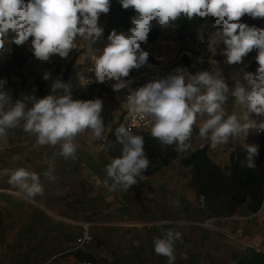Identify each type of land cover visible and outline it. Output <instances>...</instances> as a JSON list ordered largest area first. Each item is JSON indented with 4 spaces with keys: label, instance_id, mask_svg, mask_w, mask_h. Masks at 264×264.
I'll list each match as a JSON object with an SVG mask.
<instances>
[{
    "label": "rangeland",
    "instance_id": "rangeland-1",
    "mask_svg": "<svg viewBox=\"0 0 264 264\" xmlns=\"http://www.w3.org/2000/svg\"><path fill=\"white\" fill-rule=\"evenodd\" d=\"M106 19L107 14H101L98 20L103 30ZM241 20L250 26L248 15ZM212 23L214 19L199 26L194 41H177L172 27L161 29L153 22L147 43L141 47L149 53L148 60L185 65L193 74L207 70L222 75L231 89L234 73L256 71L255 50L242 64L225 63L224 45L213 42L216 29L210 27ZM107 43L103 31L101 39L92 45L95 54L99 55ZM5 47L11 50L10 43ZM19 48L22 54L12 50L0 54V79L7 81L13 102L24 95L46 96L51 82L60 78L72 83L74 99L103 101L104 133L102 139H96L91 130L79 134L75 138V158L65 160L58 155L59 145L38 146L35 137L25 133L22 126L9 130L7 144L0 142V173L4 169L25 167L39 174L44 191L29 198L8 183L9 176L0 175V264H71L77 252L91 255L97 264H167L166 257L154 252L153 239L168 230L182 234V241L175 244V264H227L226 252L231 247L225 232L235 238L241 232V238H236L238 242L264 249V200L255 213L247 209L249 198L232 211L219 206L218 201L206 202L194 188L193 169L181 164L193 151L203 149L212 162L224 169L225 157L237 148L244 149L242 139L230 138L228 143L212 147L209 139L199 136L202 120L198 118L186 150H175L174 158L166 166L145 172L143 180L127 191L111 190L105 186L106 165L111 161L106 138L120 127L122 95L113 88L76 84L74 75L86 66L91 56L89 42L78 37L76 48L67 59L53 56L50 62L37 60L28 45ZM45 72L51 74L48 81L42 78ZM225 107L229 114L242 112L239 106L234 107L230 93ZM263 134L252 131L245 143L260 146ZM47 161L54 162L55 181L43 175L49 167ZM50 211L60 218L54 215L57 221H51ZM85 228L89 229L92 241L77 248L75 241ZM62 248L70 252L62 260L50 263L49 259Z\"/></svg>",
    "mask_w": 264,
    "mask_h": 264
},
{
    "label": "clouds",
    "instance_id": "clouds-1",
    "mask_svg": "<svg viewBox=\"0 0 264 264\" xmlns=\"http://www.w3.org/2000/svg\"><path fill=\"white\" fill-rule=\"evenodd\" d=\"M123 9H133L135 15L126 32L115 29L107 37L108 43L99 50L92 45L101 39L103 28L98 20L110 11L111 0H0V54L8 53L6 44L28 45L33 56L42 62H50L53 56L67 59L76 48L77 38L89 42V52L94 74L90 83L114 81V92L128 89L127 106L130 113L146 120L150 134L161 146L175 145L176 151H184L193 126L200 118L199 136L209 139L212 147L242 139L246 156L241 167L255 168L258 145L245 143L250 132H264V28L242 22L245 15L264 19V0H119ZM181 17L189 20L215 18L210 25L214 31V43L223 44L222 55L229 65L242 64L244 58L256 51V71H237L232 75L234 85L229 87L222 75L210 71H197L178 66L166 76L155 78L133 89L128 79L134 69L143 67L149 53L142 47L155 22L161 29L175 26ZM203 61H201L202 63ZM50 80L51 74L42 77ZM7 81L0 79V142L7 144L8 132L22 126L25 133L35 137L38 146L56 147L65 160L75 158V138L85 130H91L96 139H102L104 121L101 117L103 101L74 99L72 83L57 78L51 82L49 94L37 98L24 95L13 102ZM229 93L240 115L229 114L225 105ZM29 104L31 106H29ZM255 114V118L253 117ZM206 117V119H204ZM122 146L121 155L106 165L105 186L111 190L127 191L142 181L150 160L147 157L141 135L121 125L115 132ZM19 159V157H14ZM43 175L55 181L54 162ZM0 175L9 176L8 183L29 198L42 195L44 188L39 174L25 167L4 169ZM109 181L111 184L109 186ZM182 241V234L168 230L153 239L154 252L167 258V264H175V244ZM186 259V257H182Z\"/></svg>",
    "mask_w": 264,
    "mask_h": 264
},
{
    "label": "trees",
    "instance_id": "trees-1",
    "mask_svg": "<svg viewBox=\"0 0 264 264\" xmlns=\"http://www.w3.org/2000/svg\"><path fill=\"white\" fill-rule=\"evenodd\" d=\"M135 15L133 9H123L119 0H111L110 11L107 13V19L104 27L106 38L113 29L117 33L126 32L131 26V17ZM215 19L209 17L207 20L202 18L181 17L172 27L174 39L184 41L189 39L194 41L198 35L199 26L208 20ZM250 26L264 28V19H253L249 16ZM13 53L22 50L19 46L10 43ZM257 53L255 51V57ZM186 57V56H185ZM22 60V59H21ZM24 61L22 60V63ZM116 128L108 135L106 146L108 153L112 158L121 155V145L117 142L115 135ZM141 135L144 139V151L150 160V165L146 172L157 170L161 166H166L168 161L174 158L175 145L161 146V144L151 136L150 132H134ZM190 140L187 142L190 144ZM258 156L255 159L256 167L249 169L241 167V161L245 159V149L237 148L229 155L228 167L221 169L215 165L205 154L203 149H197L181 160L185 167L193 169L192 182L199 196L205 197L206 202L214 203L218 201L219 206H225L230 211L242 206L247 199V209L257 212L264 200V134L260 138ZM85 260L92 261L91 256H85Z\"/></svg>",
    "mask_w": 264,
    "mask_h": 264
},
{
    "label": "built area",
    "instance_id": "built-area-1",
    "mask_svg": "<svg viewBox=\"0 0 264 264\" xmlns=\"http://www.w3.org/2000/svg\"><path fill=\"white\" fill-rule=\"evenodd\" d=\"M184 55H187L188 53L184 52ZM93 60L90 56L89 62L86 64L85 67L82 68L80 72H78L76 75H74L75 82L80 87L85 86H94L99 88H105V89H111L112 83L114 81H106L105 83L101 84L98 82L90 83V80L92 77H94V74L89 71L90 68L93 67ZM180 66V65H178ZM178 66L173 65H166L161 63L157 60H148V62L141 67L140 69H134L130 72L128 79L132 80L131 87L133 89H136L138 87H141L148 83L149 81L155 79V78H162L166 76L168 73H170L172 70H174ZM188 69L189 72H191V69L188 66H182ZM192 73V72H191ZM123 91V111L122 116L120 120V126L123 125L126 128H131L132 132H150V126L147 123L146 120H140L137 117H134L127 106V96L129 95L128 89H122ZM107 140V138H106ZM105 140V141H106ZM105 143V142H104ZM236 238H241V232H238L236 234ZM92 237L88 233V228H85L83 233L76 239L75 243L77 248H80L82 246H87L91 243ZM79 264H96L92 261H82Z\"/></svg>",
    "mask_w": 264,
    "mask_h": 264
},
{
    "label": "crops",
    "instance_id": "crops-1",
    "mask_svg": "<svg viewBox=\"0 0 264 264\" xmlns=\"http://www.w3.org/2000/svg\"><path fill=\"white\" fill-rule=\"evenodd\" d=\"M122 95V101H123V91L120 90L118 91ZM256 145V144H255ZM259 148V146H258ZM215 165L218 166V164L213 162ZM229 165V156L225 157V162L222 164L223 167H228ZM6 191V190H4ZM50 213L53 215H49V219L51 221H57L55 216L57 214H54L53 212L50 211ZM55 215V216H54ZM56 217H59L58 215ZM60 218V217H59ZM89 230V229H88ZM226 237L230 239V242L228 243V246L231 247L230 252L227 251L226 255L229 258L227 261V264H264V249L260 247H256L250 243L247 242H238L236 238L225 232ZM244 243V244H243ZM69 250L61 249L55 255H53L50 259L49 262H54V261H60L64 256L69 253ZM85 256H91L89 254H81L80 252L75 253V258H74V263L71 264H79L82 261H87L85 260ZM92 257V256H91ZM92 262L93 257H92ZM95 263V262H94ZM97 264V263H96Z\"/></svg>",
    "mask_w": 264,
    "mask_h": 264
}]
</instances>
